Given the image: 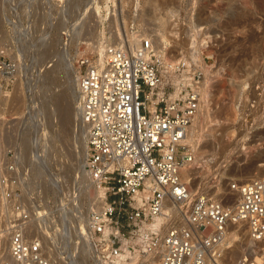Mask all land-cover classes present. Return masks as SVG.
Instances as JSON below:
<instances>
[{
	"label": "rangeland",
	"instance_id": "374dc122",
	"mask_svg": "<svg viewBox=\"0 0 264 264\" xmlns=\"http://www.w3.org/2000/svg\"><path fill=\"white\" fill-rule=\"evenodd\" d=\"M86 1L0 0V189L15 164L17 178L7 187L21 190L32 212L44 210L70 227L77 264H95L77 232L87 230L84 219L100 206V192L88 173L82 175L78 138L52 108L60 99L77 106V60L99 58L106 43L149 35L167 59H185L202 71L200 106L185 139L194 153L185 171L192 194L231 205L232 183L264 176V0H89L98 9L81 15ZM52 177L62 186L51 184ZM4 219L0 202V264L7 261ZM232 229L239 234L229 239L222 263L250 253L264 264V238L250 240L240 224ZM125 245H132L128 238ZM122 256L126 264H154L156 258L125 248Z\"/></svg>",
	"mask_w": 264,
	"mask_h": 264
},
{
	"label": "built area",
	"instance_id": "2783aa9c",
	"mask_svg": "<svg viewBox=\"0 0 264 264\" xmlns=\"http://www.w3.org/2000/svg\"><path fill=\"white\" fill-rule=\"evenodd\" d=\"M77 65L84 169L103 189L100 206L86 220L95 264H116L124 248L154 253V264H223L230 224L244 226L252 241L264 238V176L232 183V206L192 194L182 177L194 159L185 139L200 106L198 66L167 59L149 35L138 44L106 43L99 58L80 57ZM9 169L13 176L1 179L0 189L4 264H77L79 252L61 223L44 210L32 212L21 190L7 187L17 178L15 164ZM231 264L263 261L243 253Z\"/></svg>",
	"mask_w": 264,
	"mask_h": 264
},
{
	"label": "bare ground",
	"instance_id": "6f19581e",
	"mask_svg": "<svg viewBox=\"0 0 264 264\" xmlns=\"http://www.w3.org/2000/svg\"><path fill=\"white\" fill-rule=\"evenodd\" d=\"M85 3V2H84ZM88 3H89V0L88 1H86V3L84 4V7H85V9H84V11L82 12V14L81 15H83V13L84 14H86V12L88 13H90V12H92V9H94L95 8V10L96 9H98V6H96V5H94V6H92V4L91 5H88ZM82 8V7H81ZM79 13H81V12H79ZM88 13V14H89ZM96 14V13H95ZM83 17H77V19H82ZM83 20V19H82ZM77 23V22H76ZM75 23V24H76ZM74 24V25H75ZM78 24V23H77ZM76 24V25H77ZM78 26H79V24H78ZM74 28H75V26H74ZM76 28H78V27H76ZM70 29V28H69ZM68 30V29H67ZM73 32H74V30H73ZM72 32V33H73ZM160 34V33H159ZM190 35V34H189ZM138 35H133L132 37H129V36H127L128 38V41L130 42V43H132V44H138L139 43V40H140V38H138L137 37ZM175 36V35H174ZM155 38V37H154ZM154 40V39H153ZM192 41V40H191ZM159 43H160V41H159ZM155 45V44H154ZM161 44H159V46H160ZM190 47V46H189ZM61 48H62V46H61ZM66 48V47H65ZM65 48L63 47V51H61L62 53H61V55L63 54V56L65 57V64L66 65H70V60L68 59V56L66 57V53H68L66 50H65ZM179 50V49H178ZM102 51H103V46H102V50H101V53H100V55H102ZM193 52V51H192ZM178 53H180V52H178ZM177 53V54H178ZM183 54V53H182ZM68 55V54H67ZM191 55V54H190ZM189 55V56H190ZM63 56H61V57H63ZM63 57V58H64ZM191 57V56H190ZM74 84V83H73ZM71 88H73V87H71ZM73 90V89H72ZM69 91L70 92V94H68V95H71L72 96V94H74V92L73 91ZM70 96V97H71ZM77 93H76V89H75V102L77 103ZM66 103L64 102V99H60V101L58 100V102L56 103V106L55 107H53V106H51V107H53L52 109H54L55 110V114H57V117H58V115H59V117L58 118H60V120L62 121V123L66 126V128L68 127H71L72 128V130H73V132L75 133V135H76V137L78 138V140H79V142H80V154H81V159H82V163H81V165H80V167H81V172H82V175L85 177L86 175H87V171L84 169V160H85V155H86V141H85V135H86V133H85V125L81 122V120H80V118H79V112H78V104H77V106H74L75 108L74 109H72L71 107H67L66 105H65ZM47 106V105H46ZM70 106V105H69ZM47 108V107H46ZM48 109V108H47ZM53 110V111H54ZM52 111V110H51ZM52 111V112H53ZM57 112V113H56ZM49 114V113H48ZM46 115H47V111H46ZM49 117V116H48ZM62 124V125H63ZM65 126H63V127H65ZM191 127V126H190ZM189 127V131L187 132V136L189 135V133H191L190 132V130H191V128ZM223 129V128H222ZM227 129V128H226ZM224 130V129H223ZM225 134V133H224ZM221 135V134H220ZM186 136V137H187ZM222 136H223V134H222ZM221 136V137H222ZM188 138V137H187ZM188 141H189V138H188ZM216 141H217V139H216ZM222 141V140H221ZM218 142V141H217ZM37 167V166H36ZM45 167V166H44ZM36 169V168H35ZM34 169V170H35ZM39 169V168H38ZM37 169V170H38ZM40 171V170H39ZM185 171L186 170H184V171H182V177L185 179V177L187 176L186 174H185ZM34 172V171H33ZM43 173V172H42ZM61 177V176H60ZM62 178V177H61ZM192 179V178H191ZM50 182V181H49ZM58 182H61V186H62V180L60 179V178H58V177H52V179H51V184L53 183V184H55V185H58ZM92 186V185H91ZM190 190V189H189ZM99 192H100V195L98 196V201H99V204H100V201H101V197H102V195H103V189L102 188H99ZM229 192H234V191H232L231 189H229ZM236 193V192H235ZM234 204V203H233ZM231 206H232V204H231ZM59 210H61L62 212V218L63 219H65V216H66V208H65V204H61V205H59V208H58ZM42 211V210H41ZM40 211V212H41ZM79 215H81V214H79ZM68 217V216H67ZM84 218H86V217H84ZM81 220H83V219H81ZM84 220H87V219H84ZM62 227L63 228H65L64 230L66 231V232H69V230H70V227H68V225L66 226V223H62ZM83 227V226H82ZM82 227L80 226L79 227V233L76 231L77 230V228H76V226H74L73 227V229H74V231L75 232H77V234H78V237H80V238H82L81 236H80V234H82V236H83V238L85 239V246H88L89 245V243H88V240H87V238H86V230H84V229H82ZM236 227V226H235ZM239 231H238V229H232L230 232H228V236H229V239H234L233 237H235L237 234H239L238 233ZM239 242V241H238ZM243 243V242H242ZM247 244V243H246ZM238 245V244H237ZM230 246H231V244H230ZM230 246H229V248H230ZM243 246V245H242ZM241 246V247H242ZM234 247V246H233ZM239 248V247H238ZM234 249V248H233ZM236 249V248H235ZM235 249L233 250V251H235ZM244 249V248H243ZM230 251H232V250H230ZM131 255V254H130ZM123 257L124 256H121V259L116 263V264H126V262L127 261H125L124 259H123ZM131 259H132V256L130 257ZM126 259H127V256H126ZM131 259L129 260V261H131ZM132 262V261H131Z\"/></svg>",
	"mask_w": 264,
	"mask_h": 264
}]
</instances>
